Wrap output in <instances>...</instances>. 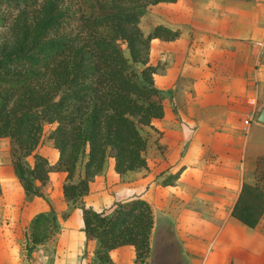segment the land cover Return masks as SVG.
<instances>
[{
	"label": "trees",
	"instance_id": "16d2710c",
	"mask_svg": "<svg viewBox=\"0 0 264 264\" xmlns=\"http://www.w3.org/2000/svg\"><path fill=\"white\" fill-rule=\"evenodd\" d=\"M160 1L175 0H0L9 11L0 13L7 29L0 40V137L10 139L12 169L26 194L43 196L49 173L64 172L62 196L82 210V230L96 240L95 264H110L109 250L127 243L135 264L149 256L154 218L146 199L97 210L83 196L109 157L118 173L148 165L145 128L163 116L165 96L154 83L150 44L180 34L163 23L141 28L145 6ZM47 123L55 157L36 149ZM181 169L162 181H174ZM263 213L261 178L244 179L231 214L252 227ZM58 228L52 207L36 212L27 257Z\"/></svg>",
	"mask_w": 264,
	"mask_h": 264
},
{
	"label": "crops",
	"instance_id": "0c3cea01",
	"mask_svg": "<svg viewBox=\"0 0 264 264\" xmlns=\"http://www.w3.org/2000/svg\"><path fill=\"white\" fill-rule=\"evenodd\" d=\"M242 2L244 7L238 0L153 4L165 5L154 24L180 30L174 39L151 40L154 83L165 95L163 116L146 127L154 157L147 154L146 167L125 173H118L109 157L83 196L97 210L137 196L150 203V251L138 264H264V213L252 227L231 214L245 170L264 154V123L241 125L254 113L250 100L257 101L261 84L251 41L263 32L264 2ZM181 167L174 181H162ZM63 201L67 207L69 200ZM68 212L51 240L31 254L53 244L51 264H95L96 240L82 230L81 208L73 204ZM2 234L0 264L32 260L9 233ZM109 256L110 264H135L134 245H118ZM43 262L35 258L31 264Z\"/></svg>",
	"mask_w": 264,
	"mask_h": 264
},
{
	"label": "rangeland",
	"instance_id": "374dc122",
	"mask_svg": "<svg viewBox=\"0 0 264 264\" xmlns=\"http://www.w3.org/2000/svg\"><path fill=\"white\" fill-rule=\"evenodd\" d=\"M239 1V6L244 7V3L242 0ZM264 2V0H261ZM243 5V6H241ZM165 6V5H164ZM164 6H155L153 4H147L145 6V13L141 16L139 24L144 32H147L154 22L157 19L156 12L158 10H163ZM247 7V5H245ZM7 12V9L0 7V13ZM14 11H11L13 14ZM6 28H0V40L6 34ZM151 45V44H150ZM261 84H259L257 88V101L254 105V113L246 118L242 119V127L245 129L246 125H249L250 121L256 120V115L260 105H264V78L261 79ZM51 124H45L43 133L41 135V140L39 145L37 146V150L43 154L49 155L50 157L57 156V150L53 147L51 141L47 138V133L51 128ZM247 127V126H246ZM149 130L145 128V133L148 137V144L145 151V155L148 154L150 158L154 157V153L152 150L153 143L150 141ZM10 139L7 136L0 137V247L3 246V232H7L10 234L11 240L15 243L16 247H19V252H24L25 250V242L28 239L29 232V222L31 217L40 210H47L49 208H53L59 217V223L63 219L62 214L65 211H68V207L73 205L74 203L71 201L67 202V207L64 205L65 198L62 196V181L64 179V172L53 170L49 173V181L46 185L41 187L44 195H34V194H26L13 172L11 165V156H10ZM256 158H258L256 160ZM254 159L253 166L245 170V174L243 178L252 180L255 177H260L261 181L264 184V154L259 155ZM32 159L31 157L29 158ZM110 159V158H109ZM108 159V160H109ZM57 172H62V174H57ZM170 174H164L165 177ZM63 177V179H62ZM74 205H78V202ZM59 229V228H58ZM57 231V230H56ZM54 231L50 237L47 239L51 240ZM40 253L38 250L40 248ZM36 254H30L33 259L38 258L40 260H44L43 264H51L53 259V244H44L43 246H38L36 248ZM44 255V258H42ZM47 257L45 258V256ZM95 257V254H94ZM29 259V258H28ZM28 263V264H29Z\"/></svg>",
	"mask_w": 264,
	"mask_h": 264
},
{
	"label": "built area",
	"instance_id": "2783aa9c",
	"mask_svg": "<svg viewBox=\"0 0 264 264\" xmlns=\"http://www.w3.org/2000/svg\"><path fill=\"white\" fill-rule=\"evenodd\" d=\"M253 48H255L254 53V71L257 77L263 79L264 78V28L263 32L253 38L251 41ZM256 98L252 97L250 100L251 104L255 105Z\"/></svg>",
	"mask_w": 264,
	"mask_h": 264
},
{
	"label": "water",
	"instance_id": "95a60500",
	"mask_svg": "<svg viewBox=\"0 0 264 264\" xmlns=\"http://www.w3.org/2000/svg\"><path fill=\"white\" fill-rule=\"evenodd\" d=\"M256 119L260 122L264 123V106L262 108L259 109L257 115H256Z\"/></svg>",
	"mask_w": 264,
	"mask_h": 264
}]
</instances>
